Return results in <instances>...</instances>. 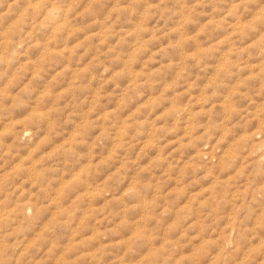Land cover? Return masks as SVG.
I'll return each mask as SVG.
<instances>
[{
  "label": "rangeland",
  "instance_id": "obj_1",
  "mask_svg": "<svg viewBox=\"0 0 264 264\" xmlns=\"http://www.w3.org/2000/svg\"><path fill=\"white\" fill-rule=\"evenodd\" d=\"M0 264H264V0H0Z\"/></svg>",
  "mask_w": 264,
  "mask_h": 264
}]
</instances>
